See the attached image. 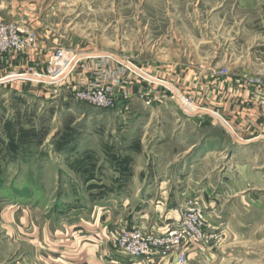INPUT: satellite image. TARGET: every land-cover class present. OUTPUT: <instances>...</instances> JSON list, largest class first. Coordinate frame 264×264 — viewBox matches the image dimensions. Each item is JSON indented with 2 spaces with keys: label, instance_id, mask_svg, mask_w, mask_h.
<instances>
[{
  "label": "rangeland",
  "instance_id": "obj_1",
  "mask_svg": "<svg viewBox=\"0 0 264 264\" xmlns=\"http://www.w3.org/2000/svg\"><path fill=\"white\" fill-rule=\"evenodd\" d=\"M21 3L26 13L31 8L32 15L6 20L0 10V21L30 32L34 47L10 51L0 61L9 53L35 49L39 43L49 59L42 72L29 67L0 80V233L3 248L10 252L12 242L4 236L7 230L1 219L13 224L27 216L38 225L49 219L52 228L103 207L109 210L102 215L104 219L109 215V234L130 229L122 208V196L128 193L122 192L127 178L118 173L125 164L121 156H139L135 168L148 173L172 169L177 174L175 167L183 162L156 160L159 150L151 142L158 133L174 132L177 121L197 115L204 119L207 110L176 87L177 91L166 85L170 91L148 78L170 83L159 75L187 69L196 74L208 69L217 76L243 75L251 84L264 77V0H11L10 7L18 11ZM60 51L66 60L75 59L62 69L56 83L48 71ZM77 60L74 71L62 80ZM104 60H109V82L98 75L95 65ZM121 68L126 69L123 75L118 74ZM7 78L18 82L1 83ZM99 83L110 90V108H98L73 96L72 90L100 89ZM188 107L196 112H188ZM208 120L210 126L217 122L213 135L220 134L225 145L243 142L218 119ZM131 122H142V130H130ZM158 122L161 130L156 128ZM127 132L133 139L126 140ZM187 134L194 135L197 147L183 158L184 174L197 175L200 181L203 174L220 166L221 157L202 161L200 150L208 136L200 129ZM241 149L229 166L264 174L261 148ZM257 195L255 201L223 209L226 222L221 226L209 224L198 195L184 199L197 198L208 230L215 235L207 246L188 249L185 264H264V191ZM136 196L131 193L125 205L128 212L141 209L136 207ZM165 260L176 264L174 258Z\"/></svg>",
  "mask_w": 264,
  "mask_h": 264
},
{
  "label": "crops",
  "instance_id": "obj_2",
  "mask_svg": "<svg viewBox=\"0 0 264 264\" xmlns=\"http://www.w3.org/2000/svg\"><path fill=\"white\" fill-rule=\"evenodd\" d=\"M24 4L21 3L17 11L15 7H10L11 0H0V10L4 14L2 18L10 20L26 16V14L32 15L31 8L28 9L29 13H26ZM47 58L48 53L40 43L35 49L23 54L9 53L0 61V80L9 76L11 72L29 67L42 72L47 67ZM133 71L139 73L141 70ZM140 76L144 77L142 74ZM159 77L163 80L167 79L170 83L146 78L164 85L168 90L170 89L166 85L176 87L188 97L203 103L208 114L205 118L218 119L227 130H231L232 134L243 142L225 145L226 141L220 138V134L213 135L217 122L210 126L207 118L206 120L197 115L196 118L186 119L182 123L177 121L175 125L171 124L174 125L172 126L174 132L171 131L168 135L158 133L151 142L154 150H159L156 160L183 162L175 167L177 174L172 169L163 170L161 173L157 171L148 173L146 170L135 168L136 164H139V156L129 154L121 156L120 161L125 164L122 163L123 166L120 169L122 171L118 173L124 174L123 177L127 178V181L122 183L124 186L122 192L128 193L122 196V208L128 215L124 223L130 224L128 228L134 226L147 231L156 230L179 220V208L184 199L198 195L205 205L209 224L221 226L226 222L223 213L221 214L223 209L229 210L237 202L255 201L258 197L257 192L264 191V174L240 165H235L234 168L229 166L230 161H233L232 158L241 155L243 147L257 146L261 148L258 150L259 154L264 152V116L260 106V102L264 101V90L248 83L243 75L217 76L208 69L201 74L188 69L176 70L169 75L160 74ZM27 78L34 80L31 77ZM35 81L38 80L35 79ZM15 82L18 81L9 78L1 81L4 85L11 86ZM189 109L188 111L185 108L190 113L196 112L192 107ZM179 124L181 126H178ZM161 125L162 123H157V130H161ZM185 125L190 127L184 131ZM129 126L130 130H142L143 123L131 122ZM196 129H200L206 137L208 136V139L202 143L201 154L197 153L200 154L199 158L206 161L211 157H221L220 166L203 174L200 181L197 175L195 177L185 175L186 168H183L185 167L183 158L186 155L190 156L197 147V141L193 140L194 135L188 136L187 133ZM211 135L217 138L210 139ZM133 137L134 135H130V132L127 137L125 136L126 140ZM130 144L132 147L136 145L133 141ZM167 145L170 148H167ZM227 160L229 162L226 163ZM143 175L144 179L139 180ZM131 193L137 194L136 207H141L137 213L128 212L129 209L125 208V205L131 201ZM98 208H91L87 213L77 216L75 220L68 223L61 222L59 226L52 228L48 226L49 219H45V222L43 219L41 225H38L39 222L35 221L36 219L33 220L27 216L14 221L13 224L7 223V219H1L2 227L7 230L4 236L10 237L9 242L11 241L13 245L11 244V252L8 249L5 250L1 238L3 233H0V264H128L125 258L112 249L113 234H109V215L108 219L102 218V215L109 214V210L104 211L105 208ZM232 235L236 237L234 233ZM172 262L174 264V261ZM131 264H169V262L162 258L149 263L133 262Z\"/></svg>",
  "mask_w": 264,
  "mask_h": 264
},
{
  "label": "built area",
  "instance_id": "obj_3",
  "mask_svg": "<svg viewBox=\"0 0 264 264\" xmlns=\"http://www.w3.org/2000/svg\"><path fill=\"white\" fill-rule=\"evenodd\" d=\"M34 47V37L28 31L23 33L17 26L12 23H3L0 21V59L10 51L21 52L27 48ZM51 61V70L48 71L50 78L57 83V78L62 69L55 65L57 61H61L64 68L70 66L68 64L71 57L66 60L63 52H59ZM52 59V60H53ZM75 65L71 70L63 75L64 80L70 73L74 71ZM109 60H104L96 63L98 75L105 81L109 82ZM54 67H57L54 69ZM89 68L87 67L86 70ZM125 70L122 68L118 74L123 75ZM113 73H111L112 75ZM120 75V76H121ZM118 76V78L120 77ZM118 80L116 79V82ZM252 84L264 90V77L251 80ZM100 89L72 90L73 96L81 101L86 102L98 108L108 109L111 107L112 99L110 90L99 83ZM95 87V86H92ZM262 114L264 116V101L260 102ZM179 220H175L168 225L159 227L156 230H143L139 227L130 229L122 228L113 233L111 240L112 249L121 257L128 261V264L133 262H151L156 259L174 258L176 264L186 263V251L197 246H207L212 243L215 238L214 233L208 230L210 227L205 218L204 212L198 204L197 198L187 199L179 209Z\"/></svg>",
  "mask_w": 264,
  "mask_h": 264
},
{
  "label": "bare ground",
  "instance_id": "obj_4",
  "mask_svg": "<svg viewBox=\"0 0 264 264\" xmlns=\"http://www.w3.org/2000/svg\"><path fill=\"white\" fill-rule=\"evenodd\" d=\"M57 62H59V61H57ZM58 66L60 67V69H63L64 68V65H62V64H58ZM57 68V67H56ZM55 68V69H56ZM189 106V105H188ZM192 112V111H191Z\"/></svg>",
  "mask_w": 264,
  "mask_h": 264
},
{
  "label": "water",
  "instance_id": "obj_5",
  "mask_svg": "<svg viewBox=\"0 0 264 264\" xmlns=\"http://www.w3.org/2000/svg\"><path fill=\"white\" fill-rule=\"evenodd\" d=\"M119 62H121V61L119 60ZM121 63H123V62H121Z\"/></svg>",
  "mask_w": 264,
  "mask_h": 264
}]
</instances>
